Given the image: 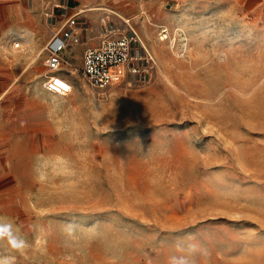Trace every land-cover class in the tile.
<instances>
[{
  "label": "rangeland",
  "instance_id": "1",
  "mask_svg": "<svg viewBox=\"0 0 264 264\" xmlns=\"http://www.w3.org/2000/svg\"><path fill=\"white\" fill-rule=\"evenodd\" d=\"M64 1L0 0V218L29 245L15 264H264V0H99L108 27L145 38L149 74L95 88L74 39L58 95L45 36Z\"/></svg>",
  "mask_w": 264,
  "mask_h": 264
},
{
  "label": "built area",
  "instance_id": "2",
  "mask_svg": "<svg viewBox=\"0 0 264 264\" xmlns=\"http://www.w3.org/2000/svg\"><path fill=\"white\" fill-rule=\"evenodd\" d=\"M80 20L79 14L69 17L45 47L47 76L44 88L50 93L66 95L73 91V83L60 71L63 54L74 40ZM152 61L153 57L135 31L123 33L107 27L101 43L84 51L82 74L93 87L105 89L119 83L127 74L146 76Z\"/></svg>",
  "mask_w": 264,
  "mask_h": 264
},
{
  "label": "crops",
  "instance_id": "3",
  "mask_svg": "<svg viewBox=\"0 0 264 264\" xmlns=\"http://www.w3.org/2000/svg\"><path fill=\"white\" fill-rule=\"evenodd\" d=\"M99 2L101 1L99 0L97 1H94V0H65L63 5H61L62 9L58 10L59 11V14H58L59 23L61 24L66 22V20L69 17L75 14L80 15V19H81L80 25L75 31L76 35L74 36V39L77 40L78 42L76 46V50L78 52L80 51L82 56L84 54V51L88 47L98 46L101 43L104 30L108 27L107 22L104 18V15H106V12L104 11L105 9H103V7H99L104 4L99 3ZM17 7L15 10H17ZM20 7H21L20 10L27 11L25 7H22V6ZM59 23H58L59 25L58 28L60 29L61 25ZM134 31L138 34L144 47L152 55V51L149 49V46L145 38L142 36V34L138 30L134 29ZM50 37H51L50 35L45 36V39H46L45 41L46 42H48V40L50 41L51 40ZM167 37L168 36H166V38ZM161 39H165V37L162 36ZM37 58H38V51L37 52L35 51V54L32 56V59L35 60Z\"/></svg>",
  "mask_w": 264,
  "mask_h": 264
},
{
  "label": "clouds",
  "instance_id": "4",
  "mask_svg": "<svg viewBox=\"0 0 264 264\" xmlns=\"http://www.w3.org/2000/svg\"><path fill=\"white\" fill-rule=\"evenodd\" d=\"M69 235L73 231V225L66 226ZM0 247L4 249L0 252V264H15L16 256L12 253H23L28 247L27 241L18 233L12 222L0 218ZM197 246L188 245L189 251ZM168 264H196L195 258L188 255H173L169 258Z\"/></svg>",
  "mask_w": 264,
  "mask_h": 264
},
{
  "label": "bare ground",
  "instance_id": "5",
  "mask_svg": "<svg viewBox=\"0 0 264 264\" xmlns=\"http://www.w3.org/2000/svg\"><path fill=\"white\" fill-rule=\"evenodd\" d=\"M163 37H165L166 38V35H164ZM18 46L20 45V44H17ZM59 95H61V94H59Z\"/></svg>",
  "mask_w": 264,
  "mask_h": 264
}]
</instances>
